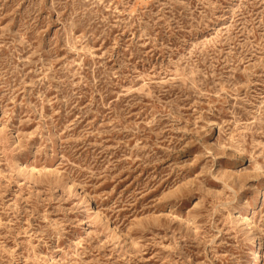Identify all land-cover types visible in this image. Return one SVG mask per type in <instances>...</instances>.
Instances as JSON below:
<instances>
[{"label": "rangeland", "instance_id": "rangeland-1", "mask_svg": "<svg viewBox=\"0 0 264 264\" xmlns=\"http://www.w3.org/2000/svg\"><path fill=\"white\" fill-rule=\"evenodd\" d=\"M0 264H264V0H0Z\"/></svg>", "mask_w": 264, "mask_h": 264}, {"label": "bare ground", "instance_id": "bare-ground-1", "mask_svg": "<svg viewBox=\"0 0 264 264\" xmlns=\"http://www.w3.org/2000/svg\"><path fill=\"white\" fill-rule=\"evenodd\" d=\"M253 247H254V250H256V249H255V246H253ZM253 253H254V252H251V255H252Z\"/></svg>", "mask_w": 264, "mask_h": 264}]
</instances>
